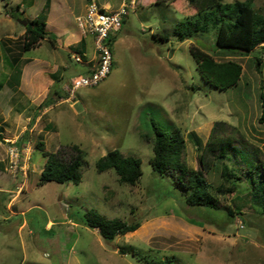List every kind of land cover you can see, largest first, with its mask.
<instances>
[{
  "label": "rangeland",
  "instance_id": "obj_1",
  "mask_svg": "<svg viewBox=\"0 0 264 264\" xmlns=\"http://www.w3.org/2000/svg\"><path fill=\"white\" fill-rule=\"evenodd\" d=\"M85 1L52 0V24L47 25L52 37L23 51L20 21L32 22L46 5L49 12V4L0 0V264H146L155 259L169 264H264V216L249 205L246 193L219 196L220 213L193 209L148 164L152 123L167 133L179 130L185 161L213 187L220 182L219 172L202 169L188 140L191 132L205 143L213 124L222 122V138H231L238 148L254 149L264 162V119L259 121L264 46L248 55L221 51L215 48L213 30L179 41L176 25L196 11L183 0L157 5V0H108L114 9L123 2L128 6L121 29L108 45L110 73L96 87L79 89L67 99L69 80L85 75L84 61L72 59L76 54L83 60L76 44L64 47L84 38L77 19L86 11L87 5L80 12ZM253 5L264 13V0H253ZM161 33L167 35L165 41L157 37ZM190 47L218 62L239 63L238 85L221 91L206 84ZM94 51L89 39L87 58ZM255 57L262 61L259 72ZM20 71L23 90L16 86ZM54 90L59 96L52 95ZM49 91L52 104L43 107ZM40 142L42 149L36 146ZM72 146L84 153L81 182L38 185L44 152L62 150L68 157ZM112 150L140 160L142 175L135 186L119 183L113 170L96 172L95 161ZM225 207L241 214L227 219ZM91 209L107 219L139 221L140 226L105 242L83 223Z\"/></svg>",
  "mask_w": 264,
  "mask_h": 264
},
{
  "label": "trees",
  "instance_id": "obj_2",
  "mask_svg": "<svg viewBox=\"0 0 264 264\" xmlns=\"http://www.w3.org/2000/svg\"><path fill=\"white\" fill-rule=\"evenodd\" d=\"M185 4L196 9L194 16L184 18L174 29L178 40L190 39L197 33L215 31V48L221 51L250 54L257 48L264 46V13L256 9L253 0H236L225 3L223 0H183ZM157 0L154 5L161 3ZM48 6L43 7L37 19L28 22L24 27L22 50L29 51L38 46L41 40L50 34L45 29ZM123 23V19L121 21ZM51 36V35H50ZM156 36V35H155ZM52 37V36H51ZM165 41L167 35L157 34ZM114 36L108 42L111 48ZM83 43L82 40L79 42ZM189 52L195 61L196 69L203 81L211 87L225 91L238 85L242 76V66L234 61L218 62L209 53L190 47ZM14 58L11 66L15 65ZM262 61L255 57L254 67L259 72ZM18 65L9 76L10 81ZM17 85L21 76L18 72ZM11 83V82H10ZM0 85V89H1ZM48 92L41 106L49 107L52 104V95L59 96L54 90ZM261 100L264 95H260ZM264 119V103H261V117ZM224 123L215 122L205 143L195 133L188 134V140L198 153V160L206 172L216 169L219 172L220 182L216 187L204 178L199 171L192 169L185 161V140L178 129L167 133L152 123L153 136L151 139L152 156L148 160L152 173L161 179L170 180L172 189L179 192V199L188 207L203 209L208 212L220 213L219 196L225 194L246 193L250 206L260 216H264V162L260 161L257 152L253 149L238 148L231 138H222ZM42 149V142L36 144ZM72 155L65 157L62 150L44 152L46 161L39 174L38 185L48 182L64 184L71 182L78 185L82 179L84 153L72 146ZM141 162L138 158L123 156L118 150L108 151L98 158L95 163L97 173L113 170L119 183L135 186L142 175ZM244 178V181L242 179ZM226 209V210H225ZM225 218H234L241 213L237 209L225 207ZM83 223L90 229H96L105 242L113 241L117 236L136 231L139 221L125 222L119 218L107 219L94 209L83 215ZM167 261V260H166ZM151 260L146 264H169V261Z\"/></svg>",
  "mask_w": 264,
  "mask_h": 264
},
{
  "label": "built area",
  "instance_id": "obj_3",
  "mask_svg": "<svg viewBox=\"0 0 264 264\" xmlns=\"http://www.w3.org/2000/svg\"><path fill=\"white\" fill-rule=\"evenodd\" d=\"M127 8L128 6L123 2L117 10L108 11L90 2L86 6L85 13L77 19V26L81 35L84 38H93L97 65L90 73L70 80L67 99L73 98L79 89L96 87L109 75L112 55L107 42L121 29V21L127 12ZM72 59L75 63H82L81 57L76 54L72 56Z\"/></svg>",
  "mask_w": 264,
  "mask_h": 264
},
{
  "label": "crops",
  "instance_id": "obj_4",
  "mask_svg": "<svg viewBox=\"0 0 264 264\" xmlns=\"http://www.w3.org/2000/svg\"><path fill=\"white\" fill-rule=\"evenodd\" d=\"M52 0H47V4H49V12H48V16H47V18H46V22H45V29H46V31L48 32L49 30L47 29V25H49L50 23H51V20H50V18H51V16H52V13H53V4H52V2H51ZM101 1V0H100ZM90 2H92V3H95V2H93V0H87V2L85 1V3H84V5H83V7L81 8V13H83L84 12V10H85V6L88 4V3H90ZM98 7H100V8H103V9H105V10H108V11H115L116 9H114V3H110L108 0H105V1H101V2H97V3H95ZM120 5L122 4V3H119ZM20 6L21 5H17V8H20ZM52 24V23H51ZM23 34H24V32H23ZM23 34H22V38H23ZM81 40H82V42L83 43H80L79 44V40H77V41H74V42H72V41H70V42H66V44H65V48L66 49H69V47L72 45V44H76V46H75V48L74 49H76V51H79V53H81L82 54V62L84 61V63H85V65H86V67L84 68V71H83V73H85V74H88V73H90V71H92L95 67H96V65H97V57H96V54H95V51H94V55H92L90 58L88 57L87 58V43H88V40L89 39H92L93 40V38L92 37H85V38H83V37H79ZM79 41V42H78ZM23 44V43H22ZM5 50H8L7 49V47H5L4 48ZM93 50H94V43H93ZM14 60V59H13ZM13 60H11V62H13ZM50 66V65H49ZM58 69V66H55V70L53 71V72H51L53 75H55L56 74V70ZM55 72V73H54ZM10 76V75H9ZM9 76H8V79H9ZM71 80V79H70ZM69 80V81H70ZM64 86V85H63ZM62 86V87H63ZM18 89L20 90V88H21V90H23V89H25V81H24V76H23V72L21 71V76H20V79H19V84H18Z\"/></svg>",
  "mask_w": 264,
  "mask_h": 264
},
{
  "label": "water",
  "instance_id": "obj_5",
  "mask_svg": "<svg viewBox=\"0 0 264 264\" xmlns=\"http://www.w3.org/2000/svg\"><path fill=\"white\" fill-rule=\"evenodd\" d=\"M21 25H23L24 27L26 26V22L25 21H20Z\"/></svg>",
  "mask_w": 264,
  "mask_h": 264
},
{
  "label": "clouds",
  "instance_id": "obj_6",
  "mask_svg": "<svg viewBox=\"0 0 264 264\" xmlns=\"http://www.w3.org/2000/svg\"><path fill=\"white\" fill-rule=\"evenodd\" d=\"M80 76V75H79ZM77 77V76H76Z\"/></svg>",
  "mask_w": 264,
  "mask_h": 264
}]
</instances>
